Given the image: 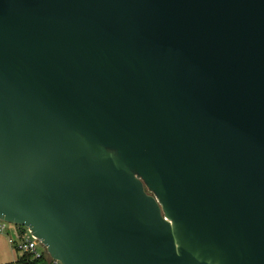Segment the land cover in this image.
Masks as SVG:
<instances>
[{"label": "water", "instance_id": "95a60500", "mask_svg": "<svg viewBox=\"0 0 264 264\" xmlns=\"http://www.w3.org/2000/svg\"><path fill=\"white\" fill-rule=\"evenodd\" d=\"M0 221L58 264H264V0H0Z\"/></svg>", "mask_w": 264, "mask_h": 264}, {"label": "built area", "instance_id": "2783aa9c", "mask_svg": "<svg viewBox=\"0 0 264 264\" xmlns=\"http://www.w3.org/2000/svg\"><path fill=\"white\" fill-rule=\"evenodd\" d=\"M8 225H11V233L8 234V242L19 253H22L23 257L28 262H43V264H58V262L52 259L47 252V248L31 231V229L2 222L0 224V233H4L8 230ZM41 264V263H40Z\"/></svg>", "mask_w": 264, "mask_h": 264}, {"label": "rangeland", "instance_id": "374dc122", "mask_svg": "<svg viewBox=\"0 0 264 264\" xmlns=\"http://www.w3.org/2000/svg\"><path fill=\"white\" fill-rule=\"evenodd\" d=\"M8 234L13 235L11 233V225H8V230L6 232L0 233V237L3 239L0 241V264H23L18 263L19 258L22 257L23 254L14 250L9 244Z\"/></svg>", "mask_w": 264, "mask_h": 264}, {"label": "trees", "instance_id": "16d2710c", "mask_svg": "<svg viewBox=\"0 0 264 264\" xmlns=\"http://www.w3.org/2000/svg\"><path fill=\"white\" fill-rule=\"evenodd\" d=\"M18 263H23V264H43V262H39V261H37V262H33V263H31V262H28L26 259H25V257H20L19 258V260H18Z\"/></svg>", "mask_w": 264, "mask_h": 264}, {"label": "crops", "instance_id": "0c3cea01", "mask_svg": "<svg viewBox=\"0 0 264 264\" xmlns=\"http://www.w3.org/2000/svg\"><path fill=\"white\" fill-rule=\"evenodd\" d=\"M1 235H2V234H1ZM1 235H0V236H1ZM2 240H3V239L0 237V241H2Z\"/></svg>", "mask_w": 264, "mask_h": 264}]
</instances>
